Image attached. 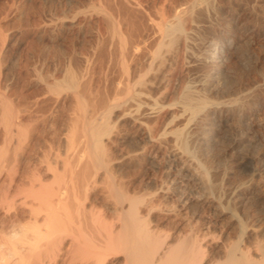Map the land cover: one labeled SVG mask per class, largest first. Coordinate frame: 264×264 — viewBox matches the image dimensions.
<instances>
[{
	"label": "bare ground",
	"instance_id": "obj_1",
	"mask_svg": "<svg viewBox=\"0 0 264 264\" xmlns=\"http://www.w3.org/2000/svg\"><path fill=\"white\" fill-rule=\"evenodd\" d=\"M107 1H110V0H107ZM111 1H110V3H111ZM117 1L120 3L119 0H116V3H117ZM129 1L131 2V0H129ZM192 1H196V0H192ZM212 1L213 0H197V2H195L194 4L192 2H190L193 5H190L189 8H187V9L183 8V9H179V10L176 9L175 12L173 11L174 13L172 15L170 13L171 16L168 15L169 18H161L158 22H156V21L152 22L154 20V18H152V20L150 18L151 21H149L148 24L151 23V25H150L151 26V32H152L154 39H152L151 36L150 37H151L152 41L154 40L153 41L154 45H153L152 49L148 46L151 49L150 51H149L148 47H147L148 51L146 50L147 51L146 57H145V60L147 62L146 72L142 73L141 75H139L140 73H138L137 76L134 74L129 75L128 71L124 68L123 71L127 72V75H125L126 80L124 81V83L118 82V84H114V87H115V85H116V87H115V90L113 89L114 91L112 93V98H110V100L108 99V96H110V95H108L106 93L105 94L108 96H106V98H105L106 101L104 100V102H101L102 100L99 101L100 99L98 100L97 98L93 97L94 95L92 96L89 93V90H88V93H86L85 89L81 85V79H79L77 76V78H78V80H77L73 71L71 73H73L74 75L69 73L70 68L68 69L69 72L66 73L65 78L62 80L60 79V81L53 80L52 77H55V76H51V78L49 77V80L52 79V81H54V82H52V84L50 83V85L49 84L47 85L49 87V88L48 87L47 88L50 89L49 92L51 93L54 91V92H56V95H57V91H59L61 93L60 90H65V91H63V93L67 92V94H65L66 96L64 97V100H67V102H70V103L72 102L76 106V111L73 113L70 112V109H73L75 107L73 104L69 105V107L70 106L72 107V105H73V108H70V109L67 108L71 114L68 116V118H66V119H68V121H67L68 123L66 124L67 126L64 125V127L66 126L65 134H64L65 136L63 135L64 137L62 139L59 138V140L57 141L58 145L59 146L61 145V150H59V148L56 150H52V148H51L52 143H50V145L47 143V146H48L47 147L46 146L47 140H46V142H45V146L47 147L46 150L44 148V150L39 151L40 150L39 149V143L41 142L40 141L41 140L40 135L36 134L37 136L36 135L34 136V135H32V134H34L33 133L34 131H32V134H30L28 136L27 131H25L26 128H24L25 126H23L24 124H22V122L25 118L24 113L26 112L24 110L23 106H21L24 103L22 102L23 104H20V101H19V104L18 103L13 104L12 103L13 100L9 99V101H11V102H9L8 100L5 99V97H2V96L0 97V104H1L0 105L1 106L0 107L1 108V111H0V132H1L0 133L1 134V146H0V264H101L103 261V258L105 260V256L107 254H110V253L121 255L120 256L122 258L121 264H264V229H263L264 227L263 226H262L263 227L262 228L260 225L257 224L256 226H253L252 229L249 228L250 229L249 230V229H247L246 223L241 222L238 219L237 222L235 221L238 225V230L236 231L237 233L234 236V238H232V240L227 239V237L225 235H222V234L220 236L218 235V238L216 237L217 239H215V236H217L216 235L217 233L214 234L213 230L211 229V226L214 223L211 224V222L209 220L210 214H212L213 212H215L216 209H218L217 208L219 206L218 202H221V201H219L220 196L216 195V196H218L217 198H219V200L217 202L216 201L217 199H214L213 196H212L213 198H211V196L208 197L209 195L206 194L208 191H211L212 186L214 187V185H212L210 180H209L210 177L208 176V171H207L206 165H202L200 163L201 161L198 162L199 159L196 160V158H195V150L193 148L194 146H191V144H190L191 141H190V135L189 134L191 131L189 132V130H190L191 126L189 127V124H191V123L194 124L197 121L198 122L199 121H206V122H208V123H206V125L207 124H209L210 126L213 125L214 123L213 124L209 123V121L212 122L214 120L217 113L219 112L218 110L220 109V107L217 105H215V106L209 105L208 106V101L206 100V98L204 96H202V94L201 95L196 94L192 90L193 88L192 89L190 88L191 86H184L185 82L183 83L184 85H183L182 90L180 89L179 95H177L179 97L175 96L176 93L174 94V96L176 97V100H177V98H178V100L176 102L173 101L174 103L168 102L169 104H167L165 99H164V102L166 103V105H162L164 103L160 104L159 103L160 100L158 102L157 97L154 98L155 96L154 97L148 96L149 94L147 96H145L144 93L142 92V88H144V87L146 88V86H149L150 88H152V87H155L154 84L160 82L158 80L151 82L152 80L150 81V79L148 80V77L146 78V76H148L147 75L148 72H150L152 69H154V66L156 64H157L156 66H158L160 63L162 64L164 62H165V64H167V61L171 60L173 58V56H175L179 52H182V54L186 53V55H190V54H188V52L190 53L189 49L191 48V47H189V44L191 43V41H192V44H193V42L195 43V41H193L194 37H192V36H195L193 34H195V29H197V25H196L197 18L195 17L196 13L194 14V10L196 8H197V10L200 9V11L205 10L207 8L209 9V6L210 5L212 6V4H214V3L211 4ZM98 2H100V1H98ZM126 2H128V0H126L125 3ZM130 2H128V3H130ZM153 2H154V0H153ZM228 2H229V0H228ZM96 3H97V1H96ZM128 3H126L125 8L127 7ZM140 3H142V1H140ZM215 3H216V5L215 4L214 5L217 6V2H215ZM113 4H114V2H113ZM131 4H133V3H131ZM131 4H128V5L131 6ZM163 4H164V2H163ZM124 5H123V8H124ZM135 5H136V3H135ZM214 5H213V7H215ZM114 6H116V5H114ZM114 6H113V8L112 7L111 8L114 9L115 8ZM139 6H141V5H139ZM180 6L181 5H179V7ZM99 7L100 6L98 5L97 8H99ZM102 8H103V6H102ZM106 8H107V6H106ZM116 8H115V10L118 11L117 9H119V8H117V9ZM141 8H143V7L141 6ZM148 8H149V6H148ZM172 8L174 9V7H172ZM210 8H212V7H210ZM149 9H151V8H149ZM155 9H156V11H154V13H157V8H155ZM135 10H137V9H135ZM116 11H112V12H114V14L118 13ZM121 11H122V9H121ZM121 11H119L120 12V14L118 13L119 15H121ZM131 11H132V9H131ZM141 11L139 10V12H141ZM205 11L208 12L207 14H209V11L211 12V10H209V11L205 10ZM98 12H97V14H98ZM100 12H102V11H100ZM165 12L163 11V13H165ZM213 12H214V9H213ZM123 13H124V11L122 12V14ZM128 13H130V12L128 11ZM215 13H216V11H215ZM100 14L102 15L104 13H100ZM127 14H125V15H127ZM197 14H198V12H197ZM204 14H205V12H204ZM105 15L106 14H104V16ZM143 15H144V13H143ZM150 15H153V14H150ZM210 15H212V14H210ZM145 16H146V14H145ZM147 16L149 18V15H147ZM155 16H157V15H155ZM238 16H240V15H238ZM135 17L137 18L138 15ZM140 17H142V16H140ZM150 17H152V16H150ZM162 17H164V14ZM197 17H199V15ZM207 17H208V15H207ZM105 18L109 21L108 24L111 25V27H108V25L105 24L106 27L112 28L111 36H112V39H114L117 42V45H118L117 46L118 47L117 54L119 52L118 56H120L122 61H123V58L129 53V50H131L137 56L136 53H138V51H140V49L143 48L142 45L144 43L146 44L145 40H140V39H139V41L135 40V35H134L135 30H131V29L129 30L128 29L129 32L127 34L126 33L124 34L123 32L125 29H123L121 31V29L119 28L121 26H117L116 24H114L113 23L114 21L112 22V20H113L112 17H111L112 20L109 18L108 15L104 17V20H106ZM195 18H196V20H195ZM200 18L202 19L201 16H200ZM99 19H101V18H99ZM102 19H103V17H102ZM119 19H121V17H119ZM141 19H144V17ZM207 19H209V18H207ZM121 20H120V22L119 21H115V22L116 23L119 22V24H120L122 22ZM138 20L139 19H137V21ZM203 20H204V18H203ZM92 23H94V22H92ZM101 23H105V22H101ZM123 23L121 24L122 26H123ZM141 23L143 25V22H141ZM200 23H197V24H200ZM204 23H206V22H204ZM51 24H53V23L51 22ZM60 24H61V22H60ZM136 25H138V23ZM139 25H141V24H139ZM201 25H202V23H201ZM132 26H133V24H132ZM145 29H147V28L145 27ZM145 29H143V30H145ZM199 29H201V28H199ZM207 29H209V28H207ZM244 29H245V25H244ZM96 30H97V28H96ZM126 30H127V28H126ZM148 30L149 29H147V31ZM137 31H136V33H137ZM241 31H243V29ZM65 32H66V30H65ZM144 32L145 31H143L141 33H144ZM148 32H150V30ZM145 33H147V32H145ZM106 34H104V35H106ZM198 34H200V33H198ZM108 35L110 36L109 33H108ZM201 35L203 36V33ZM217 35H219V34H216V37L210 36L211 38H210V40H208L206 50L205 49H204L205 51L203 50L204 51L203 56L199 58L201 53H198L199 56H198V58L195 59V61L200 60L203 63L211 65V67H213L211 69V70H213V74L218 73V69H220V67L217 65H218V63H220L223 60V58L226 54L227 44H229V42L227 43V41H229V40L226 41V39L223 38L225 36H223L222 38H219L220 36L217 37ZM240 35H242V33H240ZM102 36H103V34H102ZM109 36L106 39H108ZM141 36L139 35L137 37H141ZM148 37H146V38H148ZM201 37H199V38H201ZM192 38H193V40H192ZM196 38H198V37H196ZM98 40H99V38H98ZM201 40H202V38H201ZM201 40H199V41H201ZM205 40H207V39H205ZM100 42H101V40H100ZM148 42H149V40H148ZM109 43L114 44V42H111V41ZM147 45H149V43ZM195 45H191V46H195ZM197 45H199V43H197ZM110 46H111V44H110ZM99 48H100V46H99ZM105 48H106V46H105ZM93 49H94V47H93ZM197 49H201V48H198V46H197ZM109 50L110 49H108V51ZM111 50H113L112 46H111ZM194 50H196V49H194ZM104 51H105V49H104ZM141 54H140V57H141ZM109 55H113V54H109ZM143 55H145V54H143ZM196 55L197 54H195V56ZM193 56H194V52H193ZM130 57H132V56L130 55ZM137 57H139V55ZM185 57L187 58L188 56H185ZM228 57H229V54H228ZM120 58H118L117 61ZM180 60L183 61V59H180ZM122 61H120V63H122ZM124 61H123V64L126 62V61L125 62ZM128 61H129V59H128ZM134 61H136V60H134ZM134 61H133V64H134ZM144 61H142V62H144ZM185 61H187V59ZM187 62H185V63H187ZM126 63H128V62H126ZM126 63L124 65L128 66L129 63L128 64H126ZM130 63H131V61H130ZM140 63H139V65H140ZM224 63H226V62H224ZM183 64H184V61H183ZM188 64H189V62H188ZM194 64L196 65L199 63L196 62ZM164 65H161V66L159 65V66L162 69V66H164ZM224 65L225 64H223V66ZM68 66H70V65H68ZM168 66H169V64H168ZM171 67H170V69H171ZM200 67L197 69H200ZM202 67H203V65H202ZM211 67H209V69ZM141 69H143V68H141ZM189 69H191V68H189ZM140 70H139V72H140ZM206 70H207V68H206ZM211 70H210V72H211ZM220 70H223V69H220ZM158 71L156 73L157 76L159 75ZM167 71H171V70H167ZM185 71H186V69H185ZM192 71H193V73H195L194 70H192ZM54 72L56 73V71H54ZM118 72H119V70H118ZM153 72L155 73V71H151L150 73H153ZM161 72L159 71V73H161ZM166 72H165V74H166ZM94 73H96V72H94ZM103 73L105 74L106 71ZM182 73H184V72H182ZM205 73H206V71L202 74V77ZM36 74H38V73H36ZM61 74H62V72H61ZM86 74H88V73H86ZM123 74H124V72H123ZM173 74H175V73H172V75ZM188 74H184V75H188ZM81 75H83V74H81ZM113 75H117V74H113ZM149 76L151 78L152 74H150ZM164 76H162V77H164ZM89 77H91V76H89ZM176 77H178V76H176ZM176 77H175V80H176ZM192 77H194V75ZM121 78H122V76H121ZM167 78H169V77H167ZM39 79H41V78H39ZM83 79L84 78H82V80ZM171 79H173V78H171ZM185 79H187V78H185ZM195 79H196V77H195ZM207 79H208V77H207ZM41 80H39V81H41ZM43 80H44V78H43ZM182 80H183V78H182ZM201 81L205 82L206 79H205V81H203V80H201ZM211 81H212V79H211ZM180 82H181V80H180ZM190 82H191V80H190ZM190 82L189 83L186 82V83L188 85H191L192 83L190 84ZM94 83H95V81H94ZM207 83H209V82H207ZM217 83H218V81H217ZM43 84L44 83H42V86H43ZM108 84H110V83L108 82ZM176 84H178V83L176 82ZM197 84L194 83L192 86L194 87ZM45 85L46 84H44V87H45ZM112 85H113V83H112ZM179 85H181V84H179ZM163 86L164 85H162V88H163ZM176 86L177 85H175V89L177 90ZM180 87H182V86H180ZM106 88H108V87H106ZM164 88H165V86H164ZM48 89H47V91H48ZM210 89H212V88H210ZM30 90H31V88H30ZM165 90L167 91V89H165ZM215 90H216V88H215ZM34 91H35V89H34ZM38 91H39V89H38ZM103 91L105 92V90H103ZM150 91H152V90H150ZM210 91H209V93H210ZM42 92H44V91H42ZM110 92L111 91H109V93ZM173 92H174V90H173ZM45 93H46V91H45ZM45 93H44V95H45ZM197 93H198V90H197ZM203 93H204V91H203ZM177 94H178V92H177ZM48 95H50V94H48ZM48 95H46V96H48ZM155 95H157V94H155ZM50 96H52L51 98H53L52 93ZM161 96H163V94ZM55 97H57V99L60 98L59 95H57ZM41 98H42V96H41ZM99 98H100V96H99ZM171 99L173 100V98H171ZM174 100H175V98H174ZM229 100H231V99H229ZM236 101H237V99H236ZM219 102H221V101H219ZM14 103H15V101H14ZM222 103L226 104V100H225V103H224V101ZM233 104H231V105H233ZM227 105H228V103H227ZM29 107H30V105H29ZM50 108H51V106H50ZM32 109H33V107H32ZM54 109H55V107H54ZM232 109H234V108H232ZM235 109H236V107H235ZM27 110H29V109H27ZM164 110L171 111L170 115H168V117L166 116L167 118L165 120L162 121L160 119L161 122H159V123L155 122L154 123L155 116H158ZM35 111L36 110H34V113H35ZM117 111H122V114H121V116L119 115L120 118L118 116V118H117L118 121L114 122L112 120V117H117V113L120 114V112H117ZM166 112H168V111H166ZM166 112H165V115H167ZM36 113H38V112H36ZM54 114H55V112H54ZM65 114H67V113H65ZM39 116L41 117V115H38L37 117H39ZM44 117H43V119H44ZM148 117H154L153 118L154 119L153 120L154 125L151 123L153 126H150L148 124L149 122L148 123L144 122V120H143L144 118H146L147 120L150 121V119H148ZM30 118H32V117H30ZM55 118H57V117H55ZM55 118H54V120H56ZM226 118L228 119V116ZM123 119L129 120L128 122L130 124V127L133 129V130H130V131H132V135H133L132 139H133V141L136 142V147H137L136 149L131 148L134 150V152L129 153L130 152V150H129V152H128L129 154H126L128 147H127L125 153L123 151V153L126 154V155L123 154L124 161L131 162L133 160L134 161L137 160L138 157L142 158L143 156H147V157H150V160L148 158V160H149L148 163L154 165V163H155L154 158L156 157V155L158 153H160V151L162 152L163 148L166 147V148H168V151H170L169 154L166 155L165 161L162 160V162L164 161V165L162 167L159 166L161 168H158L159 173H160L158 179L155 177L152 179V182H151L152 188L149 191H146V193L141 192V190L136 189V187L133 188V187L127 186V184H124L122 182V179H121V181H120V179H119V181H117V179H116L117 175L115 174V172H116L115 168H117V167L119 168L118 164L119 163L121 164L123 161L120 162L119 160H117V158L115 159L112 157L110 159L107 157L106 151L109 150V149L108 150L106 149L107 145L110 147L113 145H116L120 139H123L125 137V133H127V132H125L124 137H123V135H121L122 133L119 130L120 126L117 124L119 122V120L124 121ZM178 119H180V120L182 119V121L183 120L185 121V123H183L181 121L180 125L183 123L182 127H180V126L176 127L178 124H176L174 126L175 122ZM28 120L31 121L30 119H28ZM33 120L34 119L32 118V121ZM40 120H38V121H40ZM48 120H49V118H48ZM51 120H52V116H51ZM41 121H43V120H41ZM57 121H59V119ZM24 122H27L26 118H25ZM64 122H66V121H64ZM39 123H41V122H39ZM48 124H49V122H48ZM122 124H124V123H122ZM203 124H205V122H203ZM216 124H218V123H216ZM31 125H33V124L31 123ZM206 125H204L202 128V129H204L203 133L205 132L206 134H204V135L209 136V132L211 133V127H207L209 125H207V126ZM28 126H30V125H28ZM40 126L42 127V125H40ZM46 126H48V125H46ZM55 127H57V126H55ZM124 127H126L124 129H127V126H124ZM194 127H196V126H194ZM45 128H47V127H45ZM192 128H193V126H192ZM51 129H52V127H51ZM120 129H121V127H120ZM128 129H129V126H128ZM196 130L198 133V129H196ZM213 130H215V129H213ZM216 130H217V128H216ZM44 131H46V129ZM61 131L63 132V130H61ZM57 132H55V133H57ZM59 132H60V130H59ZM192 132H196V131H192ZM55 133H52V134H54V137L56 136ZM46 134H48V133H46ZM62 134H60V135H62ZM198 134H197V136H198ZM44 135H45V133H44ZM48 135L51 139L52 135L51 136H50V134H48ZM58 135H59V133H58ZM200 136H199V138H200ZM202 137H204V136H202ZM57 138H58V136H57ZM199 138L197 137V139H199ZM61 140H63V142ZM43 141H45V140H43ZM53 143H56V142H53ZM194 143L195 144H192V145H197L196 142H194ZM43 145H42V147H43ZM205 146H207V144ZM122 147H123V145H122ZM132 147H134V146L132 145ZM11 148H12V151H8V150H11ZM200 149H202V147ZM200 149H198V150H200ZM208 149H209V145H208ZM121 150H124V149H121ZM111 151H112V149H111ZM164 153H162V154H164ZM8 155L10 156L9 158H8ZM109 155L110 154H108V156ZM112 156H114V155L112 154ZM159 157H163V156L160 155ZM199 158H201V157L199 156ZM241 158H242V156H241ZM241 158H240V160H241ZM144 159L142 158V160H144ZM249 159H252V158H249ZM205 160H207V159H205ZM235 160H237V159H235ZM128 162H127V164H128ZM156 162H158V161H156ZM237 162H238V160H237ZM139 164H141V163H139ZM204 164H206V163H204ZM133 167H134V165H133ZM124 168H126V167H124ZM150 170H151V168L149 169V171ZM121 171H120V173H121ZM142 173H143V171H142ZM260 175L261 174H259V176ZM102 177L103 178L106 177L105 179L108 180L109 187L107 188V191L105 190L106 191L105 193L101 194L99 192V196H100L99 199H100V203H101V207H102L99 211L95 207L93 201L89 200L88 197H89V193L93 192V190L97 187L98 181L101 182L100 180ZM119 177H120V175H119ZM146 177H148V176H146ZM150 177H152V175ZM252 178H253L252 176L249 178L246 185L250 184L251 181L254 182V180H252ZM125 181H127V180H125ZM183 181H186L185 182L186 184H187V182H192L195 185L196 190L190 189L191 187L188 189V188H185L184 186H182L181 184ZM105 182H107V181H105ZM129 182H130V180H129ZM101 183H104V181ZM145 184L147 185V183H145ZM145 184H142V185H145ZM243 184H244V182H243ZM99 185L101 187V184H99ZM103 185H105V183ZM135 185H137V183ZM217 187H218V185H217ZM105 189H106V185H105ZM219 191L217 193H219ZM234 192L235 191H233L232 194L236 195V193L234 194ZM91 197H93V196H91ZM157 197L161 200V202L159 200H158V202L155 201V199ZM224 207H225V205H224ZM219 208H220V206H219ZM157 212H158V214L160 213L161 215H163L162 217H164L163 220L165 222H166V220H168L169 223L171 224V230L172 231L170 233L160 234L161 231L159 230L158 227H156V226L153 227L150 225L151 215L154 213H157ZM220 212H222V210ZM232 215L234 216V214H232ZM237 215H236V217H237ZM257 215H258V213H257ZM218 217H219V215H218ZM156 218H158V217H156ZM215 218H217V217H215ZM158 219H160V217ZM262 219H263V217H262ZM153 220H155V219H153ZM162 222L163 221H161V223ZM246 222H248V221H246ZM151 224H152V222H151ZM262 225H264V224H262ZM156 228H158V230H159V231L157 230L158 232L155 231ZM215 232H217V231H215Z\"/></svg>",
	"mask_w": 264,
	"mask_h": 264
},
{
	"label": "rangeland",
	"instance_id": "obj_2",
	"mask_svg": "<svg viewBox=\"0 0 264 264\" xmlns=\"http://www.w3.org/2000/svg\"><path fill=\"white\" fill-rule=\"evenodd\" d=\"M96 1H97V3H96ZM98 1H100V2H98ZM110 1H107V0H0V97L1 96L5 97V99L8 101H9V99L13 100L12 101L13 104H17V103L19 104V101H20V104H23V103L25 104V105L23 104L21 106H23L24 110L26 111L24 113V117L26 118L27 122H24V120H25V118H24V120H23L24 123L22 122V124H24L23 125V126H25L24 128L27 129V130L25 129V131H27L28 136L30 134H32V131H34L33 132L34 134H32V135H34V136L36 134L40 135V137H41L40 141L41 142L39 141L40 142L39 143V149L40 150L38 149L39 151L44 150V148L46 150V148L48 147L47 143L49 145H50V143H52L51 144L52 150H56L58 148H59V150H61V145L59 146L57 141L59 140V138L62 139L65 136L64 134H65L66 126H67L66 124L68 123L67 122L68 119H66V118H68V116L71 114L70 112L73 113L76 111L75 104H73L72 102L71 103L67 102V100H64V97L66 96L65 94H67V92L63 93V91H65V90H60L61 93L59 91H57V95H59V97H60L59 99H57V97H55V96H57L56 92H54V91L51 92L53 95V98H51L52 96H50L51 93L49 92L50 89H48L49 87L47 85L48 84L50 85V83L52 84V82H54V81H52V79L60 81V79L62 80L65 78L66 73L69 72V70H70L69 73H71L73 71L76 79L77 80H78V78L81 79V85L85 89L86 93H88V90H89V93L92 96L94 95L93 97L97 98L98 100L100 99L99 101L102 100L101 102H104V100L106 101V99H105L106 96L110 95V96H108V99L110 100V98H112V93L116 87V85L114 87V84H118V82L124 83V81L126 80L125 75H127V72L123 71L124 68L128 71L129 75L134 74L137 76L138 73H140L139 75H141L142 73L146 72V69H147V62L145 60L146 53H147L148 49L150 51L154 45V42H153L154 40L152 41V39H154V37H153L152 32H151V26H150L151 23L148 24V22L151 21L152 18H154V20L152 22H154V21L158 22L161 18H169V16H171L176 11V9L177 10L183 9V8L187 9L190 7V5H193L195 2H197V0L196 1H192V0L191 1L190 0H167V1L166 0H160V1L154 0V2H153V0H133V1L131 0V2L128 0V2H130V3H128V2H126V3H128V4L133 3V4H131V6L127 4V7H126L127 9H126L125 8V6H126L125 1L126 0H122V1L119 0L120 3L117 1L118 4L116 3V0L115 1L112 0L111 3H110ZM140 1H142V3H140ZM213 1L211 2V4L214 3L216 5L215 2H217V6L212 4V6L211 5L209 6V9L208 8L205 9L207 11L211 10V12L209 11V14H207L208 12H206L205 10L200 11V9L197 10V8L194 10V14L196 13L195 17L197 18V20L195 18L197 29H195V34H193L195 36H192V37H194V40H193V38H192V40L195 41V43L193 42V44H192V41H191V43L189 44V47H191V48L189 49L190 53L188 52V54H190V55H186V53L182 54V52H179L175 56H173V58L171 60L167 61V64H165V62L162 64L160 63L159 64L160 66L165 64L164 66H162V69L160 68L159 65L156 66L157 65L156 64L155 65L156 67L154 66V69L151 70V71H155V73L154 72L150 73L151 71L148 72V74H147L148 76H146V78L148 77V80L149 79H150V81L152 80L151 82H153L155 80H158L160 82L154 84L155 87L150 88L149 86H146V88L144 87L146 90L144 88H142V92L144 93L145 96H147L149 94L148 96H151V97L155 96L154 98L157 97L158 102L160 100V102H159L160 104L164 103L162 105H166V103L167 104L174 103L178 100V98L176 100V97H179L177 95H179L180 89L182 90L183 85L185 84L184 86H191L190 88L191 89L193 88L192 90L196 94H198V95L202 94V96H204L206 98V100L208 101V106L209 105L210 106L217 105L220 107V109L218 110L219 111L218 113L220 115L217 113L214 120L212 122L209 121V123H212V124L214 123L213 125L210 126L209 124H207V125H209V126H207L206 123H208V122H206V121H199V122L197 121L194 124L191 123V124H189V127L191 126L190 130H189V132L190 131L191 132L189 135H190V141H191L190 144H191V146H194L193 148L195 150V158H196V160L199 159L198 162L201 161L200 163L202 165H206V168L208 171V176L210 177V178L209 177L208 178H209L211 184L214 185V187L212 186L211 191H208L209 193L207 192L206 194L209 195L208 197L211 196V198L214 197V199H217L216 200L217 202L219 200V198H217V197L220 196L219 201H221V202H218L220 208L218 206L217 207L218 209H216L215 212L210 214V219H209L211 224L214 223L211 226V229L213 230L214 234L217 233L216 234L217 236L214 235L215 239L218 238V235L220 236L222 234V235H225L227 237V239L232 240V238H234V236L237 233L236 231L238 230V225L236 223L238 219L241 222L246 223L247 229H249V228L252 229V227L256 226L257 224L260 225L261 227L262 226L264 227V225H262V224H264V222H263L264 221V161H263L264 160V0H229V2H228V0H217V1L215 0L214 2ZM113 2H114V4H113ZM163 2H164V4H163ZM190 2H192L193 4ZM135 3H136V5H135ZM98 5L101 8H102V6H103V8L104 7L105 8L104 9L103 8L101 9L100 7L97 8ZM105 5L107 6V8ZM114 5H116V6H114ZM123 5H124V8H123ZM139 5H141L143 8H141V6H139ZM179 5H181V6L179 7ZM213 5L215 7H213ZM113 6L115 8L116 7L119 8V9L116 8L118 11H116L115 8L112 9ZM148 6L151 9H149ZM172 7H174V9ZM210 7H212V8H210ZM134 8L137 10H135ZM155 8H157V13H154V11H156ZM121 9H122V11H121ZM131 9H132V11H131ZM213 9H214V12H213ZM97 10L102 11V12H100V11L99 12L106 14L105 16L108 15L111 20L113 18L112 22L114 21L113 22L114 24H116L117 26H121V27H119L121 29V31L123 29H125L123 32L124 34L125 33L127 34L130 29L135 30V34H134L135 40H137V41H139V39L145 40L146 44L144 43L142 45L143 48L140 49V51H138V53H136L137 56L139 55V57H137L135 55V53H133L131 50H129V53L127 54L128 56L126 55L123 58V61L125 60L126 62L129 63L128 64L124 61L126 64H128V66L124 65L125 63L123 64L122 59L120 58V56H118L119 52L117 54V51H118L117 46L118 45H117V42L114 39H112V36H111L112 28H108V27H111V25L108 24L109 21L106 18L105 19L108 22L106 20H104V17H105L104 14L101 15ZM111 10L116 11L119 14H120L119 11H121V15H119L118 13L114 14V12H112ZM139 10L140 11L142 10V11L139 12ZM162 10L164 12L166 11L167 13L166 12L163 13ZM123 11H124V13H123L124 15L122 14ZM128 11L130 13H128ZM215 11H216V13H215ZM97 12H98V14H97ZM142 12L144 13V15ZM197 12H198V14H197ZM204 12H205V14H204ZM162 13L164 14V17H162L163 16ZM170 13H171V15H170ZM125 14H127V15H125ZM136 14L138 15L137 18L135 17V16H137ZM145 14H146V16H145ZM150 14H153V15H150ZM206 14L208 15V17ZM210 14H212V15H210ZM147 15H149V18ZM155 15H157V16H155ZM198 15H199V17H197ZM238 15H240V16H238ZM140 16H142V17H140ZM150 16H152V17H150ZM200 16L202 17V19L200 18ZM102 17H103V19H102ZM119 17H121L122 20L119 19ZM143 17H144V19H141ZM99 18H101V19H99ZM150 18H151V20H150ZM203 18H204V20H203ZM207 18H209V19H207ZM137 19H139V20L137 21ZM120 20L122 22L119 24ZM59 21L61 22V24ZM115 21H119V22L116 23ZM140 21L143 22V25ZM203 21L206 23H204ZM51 22L53 24H51ZM92 22H94V23H92ZM101 22H105V23H101ZM200 22L202 23V25ZM122 23H123V26L121 25ZM137 23H138V25H136ZM197 23H200V24H197ZM105 24L108 25V27H106ZM132 24H133V26H132ZM139 24H141V25H139ZM198 25L199 26L201 25V26L199 27ZM244 25H245V29H244ZM145 27L147 29H149L150 32H148L149 30L147 31V29H145ZM96 28H97V30H96ZM126 28H127V30H126ZM199 28H201V29H199ZM207 28H209L210 30ZM104 29L110 34V36L108 35V33ZM143 29H145V30H143ZM242 29H243V31H241ZM65 30H66V32H65ZM136 31H137V33H136ZM143 31H145L147 33H145V32L141 33ZM198 33H200V34H198ZM202 33H203V36L201 35ZM240 33H242V35H240ZM102 34H103V36H102ZM104 34H106V35H104ZM216 34H219V35H217V37L220 36L219 38H222L223 36H225L223 38H225L226 41L229 40V41H227V43L229 42V44H227L226 54H225L223 60L221 61L222 63L220 62L217 65L220 67V69H223V70H220L217 68L218 73L213 74V70H211L213 67H211V65L203 63L200 60L195 61V59L198 58V56H199L198 53H201L199 58L203 56L204 51L206 50L208 40H210L211 37H216ZM139 35L140 36L142 35V36L137 37ZM108 36L110 38V39L109 38L108 39L111 42H114V44L109 43L110 41L108 39H106ZM150 36L152 37V39ZM146 37H148V38H146ZM196 37H198V38H196ZM199 37H201L202 40ZM98 38H99V40H98ZM205 39H207V40H205ZM100 40H101V42H100ZM148 40H149V42H148ZM199 40H201V41H199ZM148 43H149V45H147ZM197 43H199V45H197ZM110 44H111L113 50H111ZM191 45H195V46H191ZM99 46H100V48H99ZM105 46H106V48H105ZM197 46H198V48H201V49H197ZM93 47L95 50L93 49ZM147 47H148V49H147ZM107 48L110 49L109 50L110 52L108 51ZM104 49H105V51H104ZM194 49H196V50H194ZM193 52H194V56H193ZM109 54H113V55H109ZM140 54H141V57H140ZM143 54H145V55H143ZM195 54H197V55L195 56ZM228 54H229V57H228ZM130 55L132 57H130ZM185 56H188V57L186 58ZM118 58H120V59L117 61ZM128 59H129V61H128ZM180 59H183L184 64H183V61ZM186 59L189 62V64L187 61H185ZM134 60H136V61H134ZM120 61H122V63H120ZM130 61H131V63H130ZM133 61H134V64H133ZM142 61H144V62H142ZM185 62H187V63H185ZM196 62L199 64L195 65L194 63H196ZM224 62H226V63H224ZM139 63H140V65H139ZM168 64L170 67L172 66L171 69L168 66ZM223 64H225V65L223 66ZM68 65H70V66H68ZM202 65H203V67H202ZM199 67H200V69H197ZM209 67H211V68L209 69ZM141 68H143V69H141ZM189 68H191V69H189ZM206 68H207V70H206ZM117 69L119 70V72ZM157 69L160 72L161 71L162 72L164 71V72L159 73V71ZM185 69H186V71H185ZM59 70L62 72L63 75L61 74V72ZM139 70H140V72H139ZM167 70H171V71H167ZM192 70H194L195 73H193ZM210 70H211V72H210ZM54 71H56V73ZM105 71H106V73L104 74L103 72H105ZM157 71L159 74L158 76L156 74ZM205 71H206V73L202 77V74ZM94 72H96V73H94ZM123 72H124V74H123ZM165 72H166V74H165ZM182 72H184V73H182ZM36 73H38L39 75ZM73 73H71V74L74 75ZM86 73H88V74H86ZM172 73H175V74L172 75ZM81 74H83V75H81ZM113 74H117V75H113ZM150 74H152L151 78L149 76ZM184 74H188L189 76L184 75ZM193 75H194V77H192ZM51 76H55V77H52V79L49 80V77L51 78ZM77 76H78V78H77ZM89 76H91V77H89ZM121 76H122V78H121ZM162 76H164V77H162ZM174 76L175 77L178 76V77H176V80H175ZM115 77L116 78L118 77V78L116 79ZM167 77H169V78H167ZM195 77H196V79H195ZM207 77H208V79H207ZM39 78H41L42 80L44 78V80H43L44 82ZM82 78H84V79L82 80ZM171 78H173V79H171ZM182 78H183V80H182ZM185 78H187V79H185ZM200 79L203 81H205V79H206V81L202 82ZM211 79L213 82L211 81ZM39 80H41V81H39ZM180 80H181V82H180ZM187 80L189 82L191 80L190 84L191 83L192 84L188 85L187 83H189V82ZM94 81H95V83H94ZM217 81H218V83H217ZM108 82L110 84H108ZM176 82L178 84H176ZM207 82H209V83H207ZM42 83L46 84L45 85L46 88L44 87V84L42 86ZM112 83H113V85H112ZM194 83H196V84L198 83V84L193 87L192 85ZM179 84H181V85H179ZM162 85H164L165 88H164V86L162 88ZM175 85H177L176 86L177 90L175 89ZM180 86H182V87H180ZM106 87H108V88H106ZM30 88H31V90H30ZM210 88H212V89H210ZM215 88H216V90H215ZM34 89H35V91L36 90L37 91L35 92ZM38 89H39V91H38ZM47 89H48V91H47ZM165 89H167L168 92ZM196 89L198 90V93H197ZM103 90H105V92ZM150 90H152V91H150ZM173 90H174V92H173ZM42 91H44V92H42ZM45 91H46V93H45ZM109 91H111L110 92L111 94L109 93ZM203 91H204V93H203ZM209 91H210V93H209ZM177 92H178V94H177ZM44 93H45V95H44ZM105 93L108 95H106ZM154 93L157 94L158 96L155 95ZM48 94H50V95H48ZM162 94H163V96L165 95L164 96L165 98L163 96H161ZM174 94L176 97L174 96ZM46 95H48V96H46ZM41 96H42V98H41ZM99 96H100V98H99ZM171 98H173V100ZM174 98H175V100H174ZM164 99H165L166 103L164 102ZM229 99H231L232 101L234 100V101L232 102ZM236 99H237V101H236ZM222 100L224 101V103L226 100V104H223ZM14 101H15V103H14ZM219 101H221V102H219ZM9 102H11V101H9ZM227 103H228V105H227ZM70 104H73L75 107L73 108V105H72V107L71 106L69 107ZM231 104H233V105H231ZM29 105H30V107H29ZM50 106H51V108H50ZM234 106L236 107V109ZM32 107H33V109H32ZM54 107H55V109H54ZM67 108L68 109L73 108V109H70V112H69V110ZM232 108H234V109H232ZM27 109H29V110H27ZM34 110H36L35 113H34ZM0 111H1V108H0ZM166 111H168V112H166ZM36 112H38V113H36ZM54 112H55V114H54ZM64 112L67 113L68 115L65 114ZM117 112H120V114ZM117 112H116L117 117H112V120L114 122H117L118 116L119 115L121 116V114H122V111H117ZM165 112L167 113V115H165ZM170 113H171V111L164 110L158 116H155L154 123L155 122L159 123V122H161V120L162 121L165 120L168 117V115H170ZM38 115H41V117L40 116H39L40 118L37 117ZM29 116L32 117L34 120L32 121V118H30ZM51 116H52V120H51ZM120 116H119V118H120ZM227 116H228V119L226 118ZM43 117H44V119H43ZM55 117H57V118H55ZM48 118H49V120H48ZM54 118L56 120H54ZM153 118L154 117H148V119H150L151 122L149 120H147L146 118H144L143 120L146 123L149 122L148 124L150 126H153L154 125V123H153L154 119ZM28 119H30L31 121H29ZM40 119L43 121H41ZM58 119H59V121H57ZM114 119L115 120L117 119V120L115 121ZM38 120H40V121H38ZM63 120L66 122H64ZM123 120L124 121L119 120V122L117 123L121 127V129L119 127V130L122 133V134L121 133L120 134L123 135V137H124V133L125 132H127V133H125V137L123 139H120L116 145H113L111 147L107 145L106 149L107 150L109 149L108 151H106L107 157L110 159L112 157L115 159L117 158V160H119L120 162L123 161L121 164L120 163L118 164L119 168L117 166H116L117 168H115V171H116L115 174L117 175V176L116 175L115 176L117 177L116 178L117 181H119V179L121 181V179H122V182L124 184H127V186H130L133 188L136 187V189H140L141 192L146 193V191H149L152 188V185H151L152 179L154 177L158 179V177L160 175L158 168H161L164 165L166 155H168L170 151H168V148H166V147L163 148L162 152L160 151V153H158L156 155V157L154 158L155 163H156L155 164L153 162L154 165L148 163V161L150 160V157H147V156L142 157L143 159L145 158L144 160H142L141 157H138L137 160H135V161L134 160L131 162L127 161L128 162V164H127V162L124 161V159H123L124 158L123 154L126 152L127 147H128V149H127L126 154L134 152L133 149H136L137 147H136V142L133 141V139H132L133 135H132V131H130V130H133V129L130 127V124L128 122L129 120H127V119H123ZM181 121H182V119L181 120L178 119L175 122L174 126L176 124H178L176 127H179V126L182 127L183 126L182 124L185 123V121L183 120L182 121L183 123L180 125ZM39 122H41V123H39ZM48 122H49V124H48ZM121 122L124 124H122ZM203 122H205V124H203ZM31 123L33 125H31ZM216 123H218V124H216ZM28 125H30V126H28ZM40 125H42V127ZM46 125H48V126H46ZM64 125H66V126L64 127ZM204 125H206L207 127H211V133L209 132V136L208 135L205 136L204 134H206V133L205 132L203 133L204 129H202V128ZM55 126H57V127H55ZM124 126H127V129H124V128H126ZM128 126H129V129H128ZM192 126H193V128H192ZM194 126H196V127H194ZM45 127H47V128H45ZM51 127H52V129H51ZM216 128H217V130L218 129L219 130L217 131ZM45 129L47 132L44 131ZM196 129H198V133L200 132L199 134L201 136L197 133ZM213 129H215V130H213ZM59 130H60V132H59ZM61 130H63V132ZM192 131H196V132H192ZM55 132H57V133H55ZM44 133H45V135H44ZM46 133L50 134V136L52 135L51 139H50L49 135ZM52 133H55L56 136L54 137V134H52ZM58 133H59V135H58ZM196 133L198 134V136ZM60 134H62V135H60ZM57 136H58V138H57ZM199 136H200V138H199ZM202 136H204V137H202ZM197 137L199 139H197ZM42 139L45 141H43ZM46 140H47V142H46ZM61 141L63 142V140H61ZM45 142H46L47 147L45 146ZM53 142H56V143H53ZM194 142H196L197 145H192V144H195ZM206 144H207V146H205ZM42 145H43V147H42ZM122 145H123V147H122ZM132 145L134 147H132ZM208 145H209V149H208ZM0 146H1V134H0ZM201 147H202V149H200ZM120 148L124 149V150H121ZM131 148H133V149H131ZM111 149H112V151H111ZM198 149H200V150H198ZM129 150H130V152H129ZM8 151H12V148H11V150H8ZM123 151H124V153H123ZM162 153H164V154H162ZM108 154H110V155L108 156ZM112 154L114 156H112ZM126 154H124V155H126ZM9 155H8V158L10 157ZM160 155L163 157H159ZM199 156L201 158H199ZM241 156L243 159L241 158ZM148 158H149V160H148ZM240 158H241V160H240ZM249 158H252V159H249ZM205 159H207V160H205ZM235 159H237L238 162ZM162 160H164V161L162 162ZM156 161H158V162H156ZM139 163H141V164H139ZM204 163H206V164H204ZM133 165L135 168L133 167ZM159 166H161V167H159ZM124 167H126V168H124ZM150 168H151V170L149 171ZM120 171H121V173H120ZM142 171H143V173H142ZM259 174H261V175L259 176ZM119 175L121 178L119 177ZM151 175H152V177H150ZM146 176H148V177H146ZM249 176L253 177L252 180H254V182L251 181L250 184L246 185L247 181L250 178ZM102 178L100 181L101 182L104 181V183L106 185V189H105V185H103L104 183H101L98 181V184L96 187L97 189L95 188L93 190V192H90L89 197H88L89 200L93 201L95 207L99 211L102 208L101 203H100V199H99V197H100L99 192L101 194L105 193L107 191V188L109 187V185H108L109 182H108V180L105 179L106 177H104L103 179ZM125 180H127V181H125ZM129 180H130V182H129ZM105 181H107V182H105ZM135 182L137 183V185H135L136 184ZM185 182L186 181H183L181 185L184 186L185 188L189 189L191 187L190 189L196 190V187L192 182H187V184ZM243 182H244V184H243ZM145 183H147V185ZM99 184H101V187ZM142 184H145V185H142ZM217 185H218V187H217ZM218 191H219V193H217ZM233 191H235L234 194L236 193V195L232 194ZM216 195H218V196H216ZM91 196H93V197H91ZM156 199H155L156 202H158V200L161 202V200L158 197ZM223 204L225 205V207ZM221 210L223 213L220 212ZM257 213H258V215H257ZM232 214H234V216ZM218 215H219V217H218ZM236 215H237V217H236ZM162 216L163 215H161L160 213L158 214V212L152 214L150 221L152 222L153 225L151 224V222H150V225L153 227L154 226L158 227L159 230L161 231L160 234L170 233L172 231L171 230V224L169 223L168 220H166V222H165L163 220L164 217H162ZM156 217H158V218L160 217V219H158ZM215 217H217V218H215ZM262 217H263V219H262ZM153 219H155V220H153ZM160 220L163 222L161 223ZM246 221H248V222H246ZM161 226L162 227L164 226L165 228L164 227L162 228ZM158 228H156L155 231H157ZM215 231H217V232H215ZM120 256L121 255H117V254H113V253L107 254L105 256V260L103 258V261L105 263L102 261L101 264H106V263L107 264H117L118 262H119L118 264H121L122 258Z\"/></svg>",
	"mask_w": 264,
	"mask_h": 264
}]
</instances>
